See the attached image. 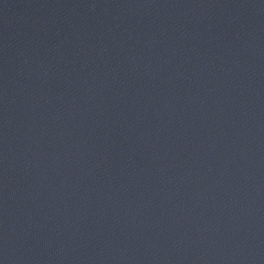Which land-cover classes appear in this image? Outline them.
<instances>
[{
	"label": "water",
	"instance_id": "water-1",
	"mask_svg": "<svg viewBox=\"0 0 264 264\" xmlns=\"http://www.w3.org/2000/svg\"><path fill=\"white\" fill-rule=\"evenodd\" d=\"M0 264H264V0H0Z\"/></svg>",
	"mask_w": 264,
	"mask_h": 264
}]
</instances>
